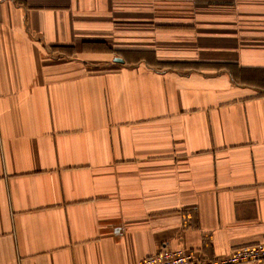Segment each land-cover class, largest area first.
<instances>
[{
	"label": "crops",
	"instance_id": "crops-1",
	"mask_svg": "<svg viewBox=\"0 0 264 264\" xmlns=\"http://www.w3.org/2000/svg\"><path fill=\"white\" fill-rule=\"evenodd\" d=\"M262 241L264 0H0V264Z\"/></svg>",
	"mask_w": 264,
	"mask_h": 264
},
{
	"label": "built area",
	"instance_id": "built-area-1",
	"mask_svg": "<svg viewBox=\"0 0 264 264\" xmlns=\"http://www.w3.org/2000/svg\"><path fill=\"white\" fill-rule=\"evenodd\" d=\"M139 264H264V241L233 249L222 258H205L184 250L162 249Z\"/></svg>",
	"mask_w": 264,
	"mask_h": 264
},
{
	"label": "water",
	"instance_id": "water-1",
	"mask_svg": "<svg viewBox=\"0 0 264 264\" xmlns=\"http://www.w3.org/2000/svg\"><path fill=\"white\" fill-rule=\"evenodd\" d=\"M115 62H117V63H123L124 61L121 58H116L115 59Z\"/></svg>",
	"mask_w": 264,
	"mask_h": 264
},
{
	"label": "rangeland",
	"instance_id": "rangeland-1",
	"mask_svg": "<svg viewBox=\"0 0 264 264\" xmlns=\"http://www.w3.org/2000/svg\"><path fill=\"white\" fill-rule=\"evenodd\" d=\"M109 50H111V49H109Z\"/></svg>",
	"mask_w": 264,
	"mask_h": 264
}]
</instances>
